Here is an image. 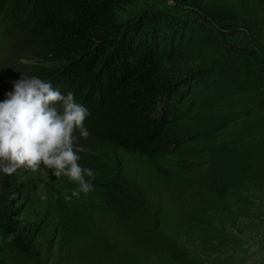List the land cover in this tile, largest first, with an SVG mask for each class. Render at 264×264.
<instances>
[{
	"label": "trees",
	"instance_id": "1",
	"mask_svg": "<svg viewBox=\"0 0 264 264\" xmlns=\"http://www.w3.org/2000/svg\"><path fill=\"white\" fill-rule=\"evenodd\" d=\"M133 1L0 0L1 55H13L8 66L22 55L11 77H38L72 92L88 109V137L141 159L126 160L131 164L108 177L120 181V195L102 201L96 194L93 202L72 197L76 211H54L50 236L32 207L47 201L22 197L17 207L16 197L0 188L1 264H199V254L213 257L231 246L225 225L250 218L249 198L264 194V93L237 62L210 77L235 78L238 88L214 108V142L191 157L190 181L152 177L157 160L176 153L191 132L183 129L185 99L224 45L201 31L189 45L184 32L176 38L186 44L182 50L160 51L154 31L164 16L151 11L122 20ZM167 1L217 29L238 26L264 51V0ZM6 39L14 42L2 50ZM257 76L264 85V66ZM123 205L130 209L121 215Z\"/></svg>",
	"mask_w": 264,
	"mask_h": 264
},
{
	"label": "rangeland",
	"instance_id": "2",
	"mask_svg": "<svg viewBox=\"0 0 264 264\" xmlns=\"http://www.w3.org/2000/svg\"><path fill=\"white\" fill-rule=\"evenodd\" d=\"M124 11L121 14L122 20L133 18L138 14L148 15L151 11L164 16L160 19L164 23L157 22L158 27L154 31L160 51L167 50L170 48L169 45L177 51L182 50L186 44H182L176 38L178 34L183 35L184 32L191 34L189 45L194 43L196 32L199 31L208 33V36L218 39L224 45V51L212 60L208 70L200 74L197 81L193 83L195 89L192 95H188V98L185 99L184 113L187 120L183 129L186 128V131L191 132L185 134L186 139L183 146L176 153L160 157L157 160L158 169L155 168V170L156 174L160 176L147 169L153 173L152 177L160 182L163 181L162 177L164 180L177 179L189 182L194 171V162L191 161V157L204 153V147L214 142L213 136L216 134V130L209 129V126L214 122L213 119L217 116L214 108L221 106L227 95L238 88L235 78L213 80L210 77L215 78L224 66L237 62L250 71L264 93V85L261 84V79L257 76L258 69L264 66V51L257 49V46L254 45L255 41L238 26L224 27L222 25V27L220 25L217 29L199 14L174 6L167 0H134L131 5H127ZM20 57H22L21 54L8 67L5 60L0 61V95L4 96L0 97V101L5 99L6 93L12 91L13 87H10L8 80L16 81L21 77L26 78L22 74H19V77H11L9 73V69ZM224 128L225 124H221L219 130ZM77 137L75 149L80 157L79 164L96 173L95 189L86 195L81 194L79 198L85 196L88 202H93L96 194L98 197H102V201L112 199L114 194L120 195V189H118L121 187L120 181L112 182L109 178L120 174L121 165L130 163L126 160L132 159L139 162L140 157L90 137L80 138L78 133ZM93 158H95L94 161ZM152 165L153 163H149L148 168ZM41 185L44 187V194L47 195L45 200L47 205H52L50 208H46L47 205L43 204L41 209H37L33 205V218H36L41 232L50 236L53 230L49 227L55 224H51L49 220L50 217L56 216L54 211L60 210L61 214L67 211H76L75 208H70L71 203L65 201L64 197L65 195L70 196L71 191L78 186L67 177H54L50 170L43 168L38 172L21 168L10 176L0 173V188L5 187L7 192L11 193L14 198L16 197L15 202H19L17 207L24 203L20 202L22 197L28 198L30 202L36 201V203L42 200L39 194ZM249 200L251 217L240 218L234 226L225 225L227 233L233 236L231 246L213 257L199 254V264H264V194H252ZM130 202H133V199L129 200L127 205ZM56 203H63L62 207L59 209ZM127 205H123L126 208L119 210L121 215L126 214L130 209V206Z\"/></svg>",
	"mask_w": 264,
	"mask_h": 264
},
{
	"label": "clouds",
	"instance_id": "3",
	"mask_svg": "<svg viewBox=\"0 0 264 264\" xmlns=\"http://www.w3.org/2000/svg\"><path fill=\"white\" fill-rule=\"evenodd\" d=\"M88 115L72 92L63 94L51 82L38 77L13 81L12 91L0 101V173L43 168L54 177H67L78 186L65 195L67 202L92 192L96 173L79 164L75 149L77 133L80 138L89 135L84 124ZM39 194L47 199L43 185ZM14 237L10 233L7 238Z\"/></svg>",
	"mask_w": 264,
	"mask_h": 264
},
{
	"label": "bare ground",
	"instance_id": "4",
	"mask_svg": "<svg viewBox=\"0 0 264 264\" xmlns=\"http://www.w3.org/2000/svg\"><path fill=\"white\" fill-rule=\"evenodd\" d=\"M1 45V44H0ZM11 61V60H10Z\"/></svg>",
	"mask_w": 264,
	"mask_h": 264
}]
</instances>
